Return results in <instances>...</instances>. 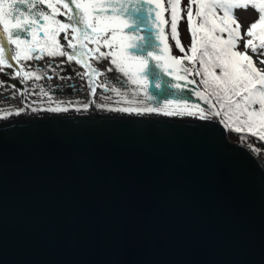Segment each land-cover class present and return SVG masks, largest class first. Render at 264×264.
Instances as JSON below:
<instances>
[{
    "label": "water",
    "instance_id": "1",
    "mask_svg": "<svg viewBox=\"0 0 264 264\" xmlns=\"http://www.w3.org/2000/svg\"><path fill=\"white\" fill-rule=\"evenodd\" d=\"M0 264H264V161L214 119L4 121Z\"/></svg>",
    "mask_w": 264,
    "mask_h": 264
},
{
    "label": "snow or ice",
    "instance_id": "2",
    "mask_svg": "<svg viewBox=\"0 0 264 264\" xmlns=\"http://www.w3.org/2000/svg\"><path fill=\"white\" fill-rule=\"evenodd\" d=\"M182 5L183 0H0V74L7 77L6 80L0 78V87L10 81L26 84L30 80H41L47 74L42 75L26 62L45 57H65L61 65L74 62L83 68V72L76 69L74 74L85 81L93 96L97 88H102L120 97L121 88L130 82L136 86L133 96L143 94L151 101L154 96L148 92L150 80L158 90L162 84L180 90L179 81L199 83L202 88L194 95L207 108L199 103L169 99L157 107L109 110L187 115L203 120L217 117L225 130L243 134L241 142L249 138L264 142V0H187V5ZM248 8L255 11L257 19L242 25L234 11ZM182 20H186L190 37L187 48L179 36ZM164 26L170 29L169 34L165 33ZM149 27L155 29L152 39L159 41L158 44L140 35ZM169 35L174 47L183 55L171 54L167 43ZM241 43L243 50H240ZM103 61L108 63L103 64ZM69 72L73 69L69 68ZM108 73L120 74L112 78L119 86L103 80L97 82L96 78ZM161 73L176 82H162ZM189 77L200 79L197 82ZM19 83L11 84L14 92ZM40 91L47 95L43 88ZM19 94L24 96L26 92ZM49 101L51 104L50 97ZM87 107L85 104L83 110ZM48 110L62 112L68 111V107L57 104ZM21 111L23 109L15 114ZM12 114L6 111L0 119ZM248 147L258 154L259 150L251 144Z\"/></svg>",
    "mask_w": 264,
    "mask_h": 264
},
{
    "label": "rangeland",
    "instance_id": "3",
    "mask_svg": "<svg viewBox=\"0 0 264 264\" xmlns=\"http://www.w3.org/2000/svg\"><path fill=\"white\" fill-rule=\"evenodd\" d=\"M187 5V0H183V5ZM235 17L242 23V25H249L252 22H254L257 19V14L252 8H248L245 10H235L234 11ZM168 18V14L165 13V19ZM132 31V30H128ZM241 31H244V28H241ZM170 33V29H169ZM179 36L181 43L185 48H187L190 45V37L187 31V23L186 20H182L179 24ZM156 42V43H155ZM153 44H158V41H151ZM171 48L174 49V52H171L174 56H181L183 55L180 53L175 47H174V41L171 40V43H168ZM160 47H163V45ZM103 51H107V49H102ZM240 50H243V45L241 43ZM254 61L257 59V57H253ZM108 61H103V64H107ZM185 64L187 65V61H185ZM96 66V65H95ZM199 67V65L197 64ZM258 67H260L259 64H257ZM190 67V66H189ZM40 71L42 74L50 73L53 77L51 80L40 81V82H34L33 85H28V88H30L31 93L29 94V98L27 99L28 105H37L42 108H46L47 106L55 107L57 104H59L61 107H68V112H110L112 110L109 109H116L120 107H144V106H162L163 102L166 100H173V101H187L190 104H197L199 103L201 107L207 108L206 105L203 104L202 101H198L196 96L194 95V92L200 88H202V85L199 83L194 84V88L192 89H182L180 90H173V89H166L165 95L160 96L156 93L153 95V100L149 101L146 99V97L143 96V94L133 96V92L135 91L136 86L132 85L130 82L127 84H124L121 88V91L123 93L122 96L117 97L114 93L108 91L105 92L102 88H97L96 94L93 96L89 93L87 85L84 80H81L78 76L74 74L76 68L72 64L65 63V65H61L59 62H55L54 64H51V66H41ZM48 68V69H47ZM69 68L73 69V72H69ZM35 69V68H33ZM46 69V70H45ZM51 69V70H49ZM79 71H81L79 69ZM83 72V71H81ZM119 73H108L106 76L98 77L97 82L103 80L105 82H110L113 86H119L117 80L112 79L113 76L119 77ZM165 78H168V82H176L172 81L171 76H164L163 73H161V80L162 82L165 80ZM199 77H195L194 79L198 82ZM182 82L183 81H179ZM150 87V86H149ZM41 88L44 89V91L47 93V95L41 94ZM148 92L150 94L149 88ZM49 97L51 98V104L49 101ZM105 97H111V99H105ZM7 97L1 98V102L5 101ZM124 101H128V103H125ZM87 104V110H83V106ZM98 105H102L104 107H98ZM79 108L80 110L77 111L76 109ZM114 111V110H113ZM23 112V111H22ZM67 112V111H64ZM53 114H55L53 112ZM133 114V113H132ZM157 115L165 116L162 113H155ZM27 115L20 114L19 116ZM18 116V117H19ZM28 116V115H27ZM29 116H34V112L30 111ZM166 117V116H165ZM177 117V116H173ZM184 118H197V117H191V116H179ZM212 119L219 121V118L212 117ZM4 120V119H3ZM230 131V130H229ZM231 134H229L231 141L240 143V144H251L253 147H255L261 156L262 161H264V142H257L255 138H249L246 142H241L240 140V134L242 133H235L233 131H230Z\"/></svg>",
    "mask_w": 264,
    "mask_h": 264
},
{
    "label": "flooded vegetation",
    "instance_id": "4",
    "mask_svg": "<svg viewBox=\"0 0 264 264\" xmlns=\"http://www.w3.org/2000/svg\"><path fill=\"white\" fill-rule=\"evenodd\" d=\"M9 2H11V0H9ZM21 7H23V6H21ZM145 7H147V5H145ZM58 19L63 20L64 18L63 17H58ZM148 29H149V31L145 30V31L140 32V35L145 36L147 39H149L151 41L152 40L156 41L155 39H152V33L155 31V29H153L151 27H149ZM165 33L169 34L168 26H165ZM60 41H61L62 44L64 43L63 34H61V36H60ZM169 42L171 43L170 35H169L168 40H167V43H169ZM171 52H174L173 48H171ZM64 60H66L65 57H57L55 59H51V58L45 57L44 59L39 60V61L30 60V61H27L26 63L31 68H35L38 71H43L40 68L41 66H45V64H46L47 66L50 67L51 64H54L55 62H59L61 64V61H64ZM90 62H92V61H90ZM22 63H24V62H22ZM92 63L95 66V63L94 62H92ZM64 65H65V63H64ZM72 65H74V67H76V68H79L81 71H84L83 68H80L78 65H75L74 62L72 63ZM49 70H51V69H49ZM6 71L11 72L12 70L11 69H7ZM47 72H48V70H47ZM47 72H46L47 75H44L43 78L41 80H39V81L30 80L26 84L25 83H19L18 81H10V83L8 85H6L5 87H0V100L3 97H7L5 99V101H3V103L0 101V116H2L4 114V112H6V111H9V112L13 113L12 115H10L7 118H5L4 120L0 119V123H3L4 121L13 120L15 118L14 115L17 116V114H15L17 110L25 108L24 106L27 107V105H28L27 104V99L29 98V94L31 93L30 88H28L29 84L33 85L34 82H40V81L42 82V81H45V79L46 80L53 79L52 75L50 73H47ZM0 78H3L5 80L7 79V77H4L3 74H0ZM164 81H169V79L165 78ZM17 83H19V87L14 92L13 89L11 88V84H17ZM179 83H181V85H182V87L184 89L188 88V89H192L193 90V88H194V84H185L184 81H183V83L182 82H179ZM166 89H167L166 84H162V88L161 89H159V90L156 89L154 87V81L150 80V87H149L150 94L154 95L156 93L157 95H160L162 97V96L165 95ZM20 92H26V95L21 96L19 94ZM21 103H23L24 106ZM20 114H23V112L21 111Z\"/></svg>",
    "mask_w": 264,
    "mask_h": 264
},
{
    "label": "bare ground",
    "instance_id": "5",
    "mask_svg": "<svg viewBox=\"0 0 264 264\" xmlns=\"http://www.w3.org/2000/svg\"><path fill=\"white\" fill-rule=\"evenodd\" d=\"M22 105H23V103H21ZM24 106V105H23ZM25 108H23V114H27L28 116H29V112L30 111H32V112H34V116H36V115H47V114H53V112L52 111H50V110H48L49 109V106H47L46 108H44L43 110H41L42 108H40V106H37L36 104L35 105H27V107L26 106H24ZM33 109H35V111H33ZM62 112H64V111H62ZM68 112V111H67ZM112 112H119V111H111V113ZM55 114H57V112H54ZM121 113H123V112H121ZM145 114H152V115H155V113H145ZM27 115H22V116H19L18 117V115L17 116H15L14 115V117L15 118H22V117H25V116H27ZM13 117V118H14ZM12 119V118H11ZM196 119H199V118H196ZM212 119V118H211ZM209 120V119H208ZM256 154V153H255ZM258 156L261 158V156L259 155V153H258Z\"/></svg>",
    "mask_w": 264,
    "mask_h": 264
},
{
    "label": "trees",
    "instance_id": "6",
    "mask_svg": "<svg viewBox=\"0 0 264 264\" xmlns=\"http://www.w3.org/2000/svg\"><path fill=\"white\" fill-rule=\"evenodd\" d=\"M198 67V66H197ZM190 79H194L195 77H189ZM197 78V77H196ZM199 79V78H198ZM229 134H231V132L229 131ZM243 135V134H240Z\"/></svg>",
    "mask_w": 264,
    "mask_h": 264
}]
</instances>
